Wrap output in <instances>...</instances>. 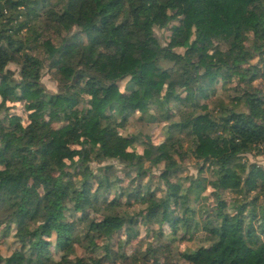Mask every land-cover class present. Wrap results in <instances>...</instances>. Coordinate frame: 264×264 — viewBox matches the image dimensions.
<instances>
[{"label":"trees","instance_id":"obj_1","mask_svg":"<svg viewBox=\"0 0 264 264\" xmlns=\"http://www.w3.org/2000/svg\"><path fill=\"white\" fill-rule=\"evenodd\" d=\"M257 81L264 0H0V264H264Z\"/></svg>","mask_w":264,"mask_h":264},{"label":"rangeland","instance_id":"obj_2","mask_svg":"<svg viewBox=\"0 0 264 264\" xmlns=\"http://www.w3.org/2000/svg\"><path fill=\"white\" fill-rule=\"evenodd\" d=\"M156 34L157 36L161 39L162 42H167L171 32L168 29H163V30H156ZM258 60H254V63H257ZM15 76L16 79L20 80V70L19 68L12 64L9 66L8 68ZM128 80H124L119 82V86L122 92H127L128 91ZM42 84L44 85V87L48 90V92L50 93H57L59 90V85L57 83V81L55 80L54 74L52 72H50L48 69H45L43 72V77H42ZM256 87L258 89H260L261 91L264 92V82H260L257 81L255 83ZM0 105H1V101H0ZM8 107L9 112L14 115H18L20 117H22V119L26 122L28 119V113L26 112L24 105L22 104H16V105H12L10 103H8V105L6 106V108ZM5 114V112H4ZM2 115V113L0 114ZM123 134L130 136H139L141 139L148 137L152 139V141L155 144H160L164 141L165 139V135H164V125L161 123H153L150 121V119H148V117L146 116H141L140 114L135 115V117L133 119H131L130 123L128 124V126L122 131ZM135 149H137V151L139 153H142L143 147L139 146L138 144H136ZM247 159L250 161V163H255L257 165H259L260 167L264 168V154L261 156H255V155H248ZM109 163L115 165L117 167V171H118V175L121 179H124L125 174L123 172V166L121 164H119L118 162H107L106 165H108ZM105 165V164H104ZM187 165H189L190 167V171L192 173H195V165L193 161H187ZM99 167H101L100 165L94 163L92 164V168L94 170L99 169ZM189 246V244H188ZM16 243L15 240L12 237H3L0 240V251L1 254L4 258H8L12 255V253L14 252L15 248H16ZM180 247V246H179ZM184 246H181L180 248L183 250Z\"/></svg>","mask_w":264,"mask_h":264}]
</instances>
